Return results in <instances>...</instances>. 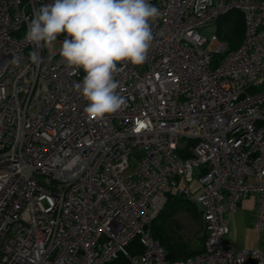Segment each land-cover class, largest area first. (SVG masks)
I'll list each match as a JSON object with an SVG mask.
<instances>
[{
  "label": "built area",
  "instance_id": "1",
  "mask_svg": "<svg viewBox=\"0 0 264 264\" xmlns=\"http://www.w3.org/2000/svg\"><path fill=\"white\" fill-rule=\"evenodd\" d=\"M50 3L0 0V264H264V0H150L147 59L117 65L126 107L100 120L75 88L83 69L59 54L66 34L55 50L25 39ZM231 9L245 32L229 50L199 28ZM172 191L199 209L206 235L170 261L150 223ZM252 193L256 243L225 246Z\"/></svg>",
  "mask_w": 264,
  "mask_h": 264
},
{
  "label": "clouds",
  "instance_id": "2",
  "mask_svg": "<svg viewBox=\"0 0 264 264\" xmlns=\"http://www.w3.org/2000/svg\"><path fill=\"white\" fill-rule=\"evenodd\" d=\"M158 16L150 0H52L33 10L25 39L39 50L66 34L59 54L74 71L83 69V81L75 88L88 102L87 118L100 120L126 107L114 79L117 65L146 61L154 39L151 21ZM30 60L39 66L38 51Z\"/></svg>",
  "mask_w": 264,
  "mask_h": 264
},
{
  "label": "trees",
  "instance_id": "3",
  "mask_svg": "<svg viewBox=\"0 0 264 264\" xmlns=\"http://www.w3.org/2000/svg\"><path fill=\"white\" fill-rule=\"evenodd\" d=\"M218 26H223L221 31H218L217 35L226 41L227 48H235L242 40L245 32V26L243 21L242 12L239 9H231L221 15H219L214 21ZM214 58L213 61H216ZM182 155H186L187 152L180 150ZM191 203L185 196L172 191L169 193L168 200L161 211L156 215V217L150 223V231L154 238L158 239L165 247V258L167 260H175L178 258H183L188 255H192L202 249H194L191 247L189 240L182 235V228L179 224L171 222L174 219V213L182 208L186 204ZM196 212L200 215L199 209L191 203ZM204 226V225H203ZM206 235V230L204 227V232L201 235V240L204 242ZM203 244V243H202ZM129 249L134 252L141 251V247L138 242L133 240ZM104 264H129L128 260L122 256L116 259L108 261Z\"/></svg>",
  "mask_w": 264,
  "mask_h": 264
},
{
  "label": "rangeland",
  "instance_id": "4",
  "mask_svg": "<svg viewBox=\"0 0 264 264\" xmlns=\"http://www.w3.org/2000/svg\"><path fill=\"white\" fill-rule=\"evenodd\" d=\"M223 29V26H218L217 23L212 22L210 24L204 25L199 28V32L206 36L207 38L213 34L218 33V31H221ZM60 47L59 42H53L51 48L53 50ZM174 219L171 220V222L179 224V226L182 228L183 232L182 235L185 236L189 242L191 243V247L194 249H199L203 244V241L201 240V235L204 232V226L203 222L201 220L200 215L196 212L194 206L191 203L186 204L182 208L180 207L177 209V211L173 214ZM240 233L242 236L246 238H250V234H252L251 245L248 247H251L254 245L257 241V231L255 227L252 224V230L249 226L244 225L242 228H240ZM261 240L262 245H264V231L261 232Z\"/></svg>",
  "mask_w": 264,
  "mask_h": 264
},
{
  "label": "crops",
  "instance_id": "5",
  "mask_svg": "<svg viewBox=\"0 0 264 264\" xmlns=\"http://www.w3.org/2000/svg\"><path fill=\"white\" fill-rule=\"evenodd\" d=\"M257 193L249 194L241 199L238 207L229 216V230L223 237V244L233 249L247 248L251 245L252 234L250 238L242 236L240 228L244 225L249 226L252 230L254 214L256 209ZM259 244L262 245L260 236Z\"/></svg>",
  "mask_w": 264,
  "mask_h": 264
}]
</instances>
